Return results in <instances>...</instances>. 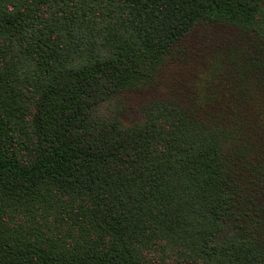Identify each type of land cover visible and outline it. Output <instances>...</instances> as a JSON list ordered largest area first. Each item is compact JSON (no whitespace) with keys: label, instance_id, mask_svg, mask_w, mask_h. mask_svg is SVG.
I'll return each instance as SVG.
<instances>
[{"label":"trees","instance_id":"1","mask_svg":"<svg viewBox=\"0 0 264 264\" xmlns=\"http://www.w3.org/2000/svg\"><path fill=\"white\" fill-rule=\"evenodd\" d=\"M0 264H264V0H0Z\"/></svg>","mask_w":264,"mask_h":264},{"label":"rangeland","instance_id":"2","mask_svg":"<svg viewBox=\"0 0 264 264\" xmlns=\"http://www.w3.org/2000/svg\"><path fill=\"white\" fill-rule=\"evenodd\" d=\"M199 32H193L184 42V45H192L199 54H205L208 51L210 45L223 41L230 34L228 31H220L214 27L208 28L207 31L201 28ZM188 68V67H187ZM190 68V67H189ZM159 91L160 94L165 92V85H161ZM150 93L144 95H129L125 98H121L120 102L114 101L112 103H106L98 106L94 111V114L99 119H108L110 116L124 117L127 122L141 120L144 116V103L142 100H147L150 97Z\"/></svg>","mask_w":264,"mask_h":264}]
</instances>
